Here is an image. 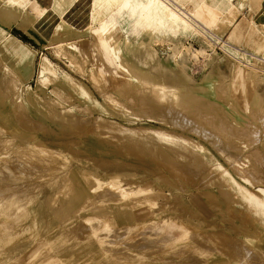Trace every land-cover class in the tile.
Here are the masks:
<instances>
[{"label": "rangeland", "instance_id": "1", "mask_svg": "<svg viewBox=\"0 0 264 264\" xmlns=\"http://www.w3.org/2000/svg\"><path fill=\"white\" fill-rule=\"evenodd\" d=\"M116 1L118 0L113 2ZM173 1L184 7L192 16L188 19L217 43L219 66L225 67L226 63L225 55L220 47L222 46L229 54L241 61L256 63L264 68V0ZM174 8L180 11L175 5ZM143 12L142 4L137 0H126L117 10L114 5H110L101 14V16L107 15L105 20L101 24L94 21L93 24L96 25L93 28L109 29L115 35L119 34L123 38L134 41L146 39L152 34L159 38L167 35L168 39L191 43L192 47L200 53L210 51L204 38L189 27L173 31L172 28L178 25L177 20L159 2L156 1L151 9L144 12L145 14ZM41 27L46 33L45 37H49L51 26L43 24ZM65 30L66 28L62 31L65 32ZM81 30L85 33L84 27ZM233 30L236 31L235 34H232ZM79 39L83 40L81 44L77 42ZM108 40L110 43L107 42ZM66 41H73L74 53L81 62L85 63L87 71L95 68L100 73L106 92H98L92 87L82 77L84 75L75 71L73 63L60 59L47 48L35 45L36 71L33 77L25 75L21 83H17L18 88L28 94L25 105L28 115L34 120L31 123L20 120V116L18 117L17 113L10 108L8 102H0V129H3L6 135L16 138L17 141L30 139L59 149L61 155L54 158L32 154L18 157L17 148H13L17 145L15 141L10 147V152L4 150L3 155H0L2 165H9V163L17 165L19 162L25 174H30L35 169L40 172L38 175L34 172L35 175L30 177L22 175L21 178H16L14 175L9 177L5 174L0 178V199L8 200L7 203L11 198L15 199V202L20 201L22 210L18 216L23 219L20 222L21 228L19 226L14 229L16 223L10 222L5 224L4 230L0 229V264H118L119 261L122 264H264L261 263L263 261L260 258L253 255L255 253L252 251L253 245L264 253V233L256 232L262 227L255 217V208L220 179L208 177L209 173H203L200 169L194 170L195 173H188L190 177L183 175L182 179L178 180L174 170L171 169L177 161L174 159L171 162L164 154L157 152L154 147L158 145L157 143H151L142 150L134 144H124L118 139L96 131L87 132L84 128L74 129L68 124L51 120L46 110L49 109L52 101H56L57 107L70 109L65 112L66 114L83 115L88 118V123L95 117H101L103 120L116 121L129 127L162 126L190 136L199 140L198 143L212 153L233 177L239 178L237 174L249 175L252 172L250 175L253 179L251 176L250 178L256 189H264L263 144L260 142L251 144L244 139H235L231 144H211L201 137L202 132L198 131L200 134H195L192 129L190 130L191 126L188 128L186 124L174 125L175 117L173 120L171 117L170 119L162 115L163 118L160 116L162 112L150 111V109L144 112L138 104L140 95L137 91H133L129 98L113 90L112 75L118 79H122L121 75H127L134 83L136 79L125 72L128 70L125 66L127 58L115 51L106 34L104 37L96 38H92L90 34L81 37L51 36V42ZM6 48L7 45H0V52L4 59L9 60L10 52ZM155 48L161 59H165L170 53L167 43L155 45ZM42 53L49 64L44 80L39 78L41 73H39L38 65ZM200 64L201 60L193 57L189 65L198 82L205 75V70L200 68ZM239 68L241 66H238ZM3 71L5 73L7 70ZM2 77L0 89L7 91V95L13 100L14 92L8 91L7 76L3 74ZM9 77L8 73L7 78ZM203 82H209L208 85L213 82L219 84V79L214 77L211 80L207 76L203 78ZM231 82L233 89L226 93V100H216L211 89L209 96L210 99L219 102L228 116H233L237 122L244 123L246 119H251L256 98L247 93L243 85L234 78ZM15 89L16 86H14ZM112 95L119 97L118 100H114L115 106L108 102ZM78 108L82 110L79 111ZM226 145L227 151H225ZM248 149L252 152L256 151L257 155L254 157L247 153ZM167 150L171 151L169 148ZM223 150L224 152H221ZM180 152V149H173L172 155L175 157ZM2 158L6 160L3 162ZM24 161L30 163L34 170L30 164L29 166L23 164ZM169 163L172 166H169ZM181 163L183 166L190 164L189 159L182 160ZM47 166L55 167L50 175L49 171L45 170ZM25 169L30 171L26 173ZM71 171L88 172L100 178L119 173L122 175V183H128L129 180L150 183L155 189L148 196L151 200L156 199L158 204L153 208L148 207L153 210L150 216H139L138 210L122 206L120 198L114 200L110 198L115 194L114 192L102 189L92 194L89 190L91 183L86 182L81 175H78V179L81 180L83 188L76 193L77 195L72 192L54 195L62 184L56 182V185L52 186L54 183L52 181L57 178L61 180ZM39 175L44 177L41 178ZM138 198L146 197L138 196ZM6 202L3 203L7 204ZM8 204L11 205L8 207L10 209L5 207V210L8 209L6 213L10 214L16 205ZM127 204H130V200ZM105 213L109 214L111 220L116 218L117 223L130 215L137 221L150 218H174L175 222L186 226L190 232L177 233L178 228L173 227L171 232L166 233L165 229L169 225L161 224L162 228H142L139 230V232L142 231L139 236L129 240L130 234L125 228V223L113 225L111 230H100L98 232L100 237L91 232L84 236L83 232L89 227L81 221L70 225L78 220L79 214ZM1 216L3 215L0 214V218ZM143 232L150 233V236L146 237ZM9 233H11V239L8 238ZM125 233H127L126 236ZM112 234L116 235V238ZM179 235L182 237L185 235V241L175 243Z\"/></svg>", "mask_w": 264, "mask_h": 264}, {"label": "bare ground", "instance_id": "2", "mask_svg": "<svg viewBox=\"0 0 264 264\" xmlns=\"http://www.w3.org/2000/svg\"><path fill=\"white\" fill-rule=\"evenodd\" d=\"M113 1L114 0H95L93 1V4H91V8L98 13L102 11V8L104 12L110 5H114L115 10H117L124 4L126 0H118L116 2ZM137 1L142 4L144 12H146V10L151 9L156 1L159 2V4H161L170 13H172L177 20L176 22L178 25L176 28H174L175 30L172 28L173 31L180 30V28L185 29L189 27L191 30L197 32L204 38V42L209 46L210 51H203V53H200L192 47L191 43H185L183 41L174 40L171 38L168 39L166 38L167 35L162 38H159L152 34L149 35L146 39H141L138 41L123 38L119 34L114 35L110 37L111 45L113 46L115 51H117L121 56H126L127 62H124H126L125 66L128 68V70H125V72L131 74L136 79V83H134L131 78L127 75H121L122 79H118L116 76L112 75L113 90L119 93V95L121 94L124 96L125 94L129 98L132 95L133 91H137L140 95L138 104L140 108L144 110V112H146L147 109H150V111H159V113L162 112L160 115L161 117H163L162 115H164L165 117L168 116L169 118H173V120L175 117V121H177V123L174 121V125L178 126L179 124H186L185 126H188V128L191 126L190 130L192 129L195 134H198V131L206 134V138L202 133L201 137H203L205 140H208L211 144H231L232 141L235 139H244L246 140V142L248 141V143L254 144V142H260L264 146V68L258 66L256 63L241 61L239 58H236L229 54L222 46L220 47L225 55L226 63L225 67L219 66V57L217 56L218 53L216 51L217 43L212 41L210 37L204 34L200 29L195 26V24L190 19H188V17L192 18V16L184 9V7L176 4L173 0ZM174 5L177 6V8L182 13L175 9ZM184 14L187 15V17ZM95 21H97V24H101L104 20ZM106 33L107 31L105 29L104 34ZM165 43L168 44V51L170 53L165 59H161L157 53L155 45H164ZM64 46V43L50 42L46 45V48L51 50L57 57H61V55L67 56ZM70 57L71 63H73L76 68L75 71H77L80 75L86 76L91 85L98 92H106L100 73L95 68H91L89 69V71H87L85 65L80 60L75 59L73 56ZM193 57L201 60L200 68L205 70V75L200 78L199 82L194 77L193 71L190 70L189 66ZM238 66H241V68L238 69ZM40 69L41 73H43L44 70L49 69V64L47 63L46 59H43ZM207 76L210 77L211 80H213L214 77H217L219 79V84L213 82L208 85L209 82H203V78ZM233 78L243 85L247 93L252 95V97L256 98L255 110L251 115V119H246V122L244 123H239L233 118V116H228L227 113L222 109L219 102L216 101L226 100V93L231 92L233 89L231 82ZM7 84L9 85L8 91L11 93L14 92L13 100L15 101V113H17L18 117L20 116V120H26L27 123H31L34 118L28 115L25 101L17 97L16 91L14 90L13 81L8 80ZM210 89L214 92L216 100L210 99ZM27 98L28 94L26 96V100ZM118 99L119 97L117 95H112V97L108 99V102L109 104L114 105V100ZM57 105L58 103L56 101H52L49 109L46 110L50 119L54 121H59L64 124H68L74 129L84 128L87 132L96 131L103 135L111 136L115 139H118L124 144H134L140 147L142 150L151 143H157L158 145L154 146L157 152H159L160 154H164L170 161L174 159L177 161V164L171 169L174 170V174L176 175V178L178 180L182 179L183 175H187L188 177H190L188 173H195L194 170L200 169L203 173L208 172V177L220 179L229 188L235 191L236 194L243 197L249 204L253 205V207L255 208V217L259 220L262 227L260 229H257L256 232L264 233V189L255 188L254 182L252 180L253 177L252 175H250L252 172L249 175L245 173L237 174L239 178L233 177L231 173L227 171V168H225L224 165L220 164V162H218V160L214 157L212 153L208 152L205 147L198 143L199 140L190 138V136H186L175 131H171L162 126L153 127L137 125L134 127H129L116 121L103 120L101 117H95L94 119H91L88 123L87 117L83 115H76L74 113L66 114L65 112L70 111V109L57 107ZM78 110L80 111L82 109L78 108ZM150 117L154 118L153 116ZM14 141L17 145H14L13 148H17L16 152L18 157L32 154L35 156L46 155L48 157L51 156L54 158L56 156L60 157L61 155V150L48 147L38 141L30 139L28 141H17V139L13 136L6 135L3 129H0V155H3L2 152L4 150L10 152V147L14 143ZM225 147V151H227V145ZM167 148H169L171 151H168ZM173 149H180V154L174 157L172 155ZM219 150L222 149L219 148ZM221 152H224V150ZM247 153L252 154L253 156L257 155L256 151L252 152V150H249V152ZM219 154H221L220 151ZM6 158H2V161L6 160ZM188 159L190 164H184L183 166L181 161ZM262 159L264 158L262 157ZM24 162L22 163L25 165L30 164L28 162ZM17 165L9 163V165L4 164L0 166V178L5 176V174L9 177L14 175L16 178H21L22 175H24L25 177H30L33 176L34 172H37V175L38 173H40L38 172V170L35 169V171L31 170L32 172L30 174L28 173L29 175L25 174L22 164L20 165L18 162ZM169 166H172V164L169 163ZM45 170L46 172L48 170L50 175L55 170V167L48 168L47 166ZM25 171L27 173L30 170L25 169ZM43 174L45 175V173ZM44 175H39V177L42 178L44 177ZM78 175H81V178H84L86 182L91 183L89 190L92 194H95L96 192L101 191L102 189H107L111 192H114L115 194L112 195V197L110 198H113V200L120 198V200L122 201V206L128 207L129 209L138 210L137 215L139 216H150L151 214H153V210L149 208H153L154 205L158 204L156 199L151 200L148 196V194H151L152 191L155 189L150 183H137L136 181L130 182V180L128 183H122V175L119 173L109 175L105 178H100L98 177V175H94L88 172L79 173L71 171L70 173H66L61 180L59 178H57L58 181L57 179L54 180L55 178L52 179L54 180L52 181L54 182L52 183V186H55L56 182H60L62 184V186L57 189L58 192H55L54 195L69 192L75 193V195H77L76 193L79 192L81 188H83V184L81 180L78 179ZM250 176L252 177V179L250 178ZM138 196H145L146 198L140 199L138 198ZM1 197L3 196L1 195ZM2 200L0 199V214L3 215L4 218L3 216H1L0 218V223L2 224H0V229L4 230L5 224L10 222L16 223L13 227L14 229H17L19 226V228H21L20 222L23 219L18 216L19 212L22 210V205H20L21 202H15V199L13 200V198H11L10 201L13 200L14 202L9 201L8 203H15L16 207H14L13 205L14 210L10 211V214L9 212L7 214V210L10 209L8 207L11 205L6 202L8 200ZM128 200H130V204H127ZM3 202H6L8 205L4 204ZM5 207L8 209L5 210ZM5 218L7 221L5 220ZM115 220L116 218L111 220L109 218V214L107 213L100 215L79 214L78 220L76 222L71 223L70 225L81 221L89 227L83 232L84 236H87L88 232L99 236L98 232L100 230H111L113 225L125 223V228H127V231L129 230L130 234L128 237L130 238L129 240H131V238L137 235L139 236V234H141L142 232H139L140 229L146 227H153L156 229L159 227L162 228V226H160L161 224L169 225V227H166L165 229L166 233L171 232L173 230V227H175L174 229L178 228L177 233H180L181 231H183L184 233L190 232L189 228H186V226H182L178 222H175L174 218H150L144 221H137L133 218L132 215H130L126 216V218L120 223H117ZM171 223L174 225L171 226ZM106 233L104 234L107 235ZM9 234L10 235H8V238L11 239V233ZM143 234H145L146 237L150 236V233L143 232ZM116 235L118 239V234ZM126 235L127 233H125V236ZM115 236L113 235L114 238H116ZM179 236L180 237L175 240V243H181V241L183 240L185 241V235L183 237L182 235ZM126 240L128 241V239ZM252 249L253 253H255L253 255H256V258H260V260L263 261L261 263H264V253L259 248L254 247L253 245ZM118 264H122V262L119 261Z\"/></svg>", "mask_w": 264, "mask_h": 264}, {"label": "crops", "instance_id": "3", "mask_svg": "<svg viewBox=\"0 0 264 264\" xmlns=\"http://www.w3.org/2000/svg\"><path fill=\"white\" fill-rule=\"evenodd\" d=\"M93 1L95 0L90 2L87 0H0V45H7L6 49L10 52L9 60L4 59L0 52V73L3 72L7 77L9 73L10 77H6V79L13 81L18 98L25 101L27 92L19 89L17 83H21V79L25 75L33 77L36 71L35 45L46 48V45L51 42V36L55 35L81 37L90 34L92 38L104 37L105 29L93 28L95 25L93 23L95 20H105L107 15L101 16L103 8L101 12H95L91 8ZM43 24L51 26L47 38L44 29L41 27ZM82 27L85 28V33L81 30ZM64 28H66L65 32L62 31ZM106 31L108 39L115 35L109 29ZM235 33L236 31L233 30L232 34ZM77 42L81 44L83 40L79 39ZM107 42L110 43L109 40ZM59 43L65 44L64 48L67 54V56L62 55L60 59H65L66 62L70 63V56H73L80 60L74 53L73 41ZM43 54L39 57V64L37 63L39 73H41V63L45 59ZM82 63L85 65L84 62ZM3 70L7 71L4 73ZM46 72L47 70H44L39 78L44 80L43 77ZM3 74H0V81L3 80ZM82 77L89 82L86 76ZM0 102H8L10 108L15 111V101L7 95V91L2 89H0Z\"/></svg>", "mask_w": 264, "mask_h": 264}]
</instances>
